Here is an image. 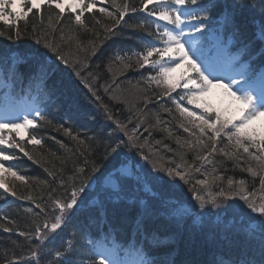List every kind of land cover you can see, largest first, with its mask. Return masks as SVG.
<instances>
[{
	"label": "snow or ice",
	"instance_id": "obj_1",
	"mask_svg": "<svg viewBox=\"0 0 264 264\" xmlns=\"http://www.w3.org/2000/svg\"><path fill=\"white\" fill-rule=\"evenodd\" d=\"M111 2L120 11V19H123L128 10V5L121 6L117 0H111ZM26 4L29 5L27 9H25ZM141 4L142 8L139 9L141 11L148 10V5H154L149 15L155 17L157 21L166 23L163 25L156 23L155 38L148 41L143 51L134 52L133 55L137 57L139 67L143 68L149 65L157 69L156 74L149 75L147 79L154 81L157 86L165 88L161 93L162 96H171V93L177 88L187 89L184 95L180 96L179 99H174L173 103L183 121L179 127L188 133L192 139L182 142L178 138L177 144L182 148L186 146L188 150L194 151L196 153L195 159L202 162L199 167H196L195 164L183 162V157H181V163L176 164L175 167H165L163 170L168 177L173 179L178 177L185 184L190 185L193 197L201 209H205L207 205L218 209V212L212 213L217 223H224V217L231 214V219L227 221L226 227L234 230L236 234H243L245 240L254 245L251 252H258V258L251 252H245L236 259L222 257L214 264H264V198L257 202L255 188L249 191L244 179L234 181L229 178L226 186H220L216 182L217 180L223 181L224 177L215 176L205 171L202 173L204 179L195 180V182L192 180L193 171L200 174L205 163H213L209 157L214 156L217 152L226 159L235 160L237 163L244 158L242 154H247L248 167L243 170L250 173L252 177L260 175L262 177L260 189L264 190V120L260 119L264 118V70L259 72L258 77L250 72V65L232 68L228 73H225L202 55L196 46L195 39L189 32H185V28L190 31L201 32L205 27L204 20L209 6L201 4L199 0H141ZM42 5H47L49 8L55 6L60 14H63L65 6L70 8L73 13L76 12L77 8H80V14L75 16V23L80 26H84V21L81 19L83 12L90 11L95 7V3L86 4L85 0H0V22L15 29L11 35L0 30V36L7 35L8 40H18L23 33L20 31L17 22L21 19L26 21L28 14L33 9L39 11ZM245 10L253 13L258 11L261 22L258 26L257 38L264 41V0H235L231 4L225 3L221 15L225 21H231L237 12ZM99 11L105 13L107 9L101 8ZM131 11L136 12L138 9L132 8ZM196 13H204V15H197ZM107 14L113 15L112 12H107ZM40 19L43 20V17L41 16ZM49 21H51V17H49ZM186 21H197L198 24L186 23ZM33 31H35V26H33ZM33 39L37 44L42 43L45 48L55 52L58 59L65 65L69 63L65 56L60 53L59 45L54 46L41 35H35ZM158 44L161 46H157ZM186 44L188 45L187 48L185 47ZM117 58L130 60L132 57L118 56ZM176 58L179 59V63L176 62ZM9 59L11 60L10 73L14 72L17 63L21 62L16 52L0 55V61H3V65H0V71H3V66L7 65ZM197 60L200 61L199 64ZM185 63L187 69L175 75L178 69L184 67ZM201 64L204 65L203 68H201ZM125 67H131V65L126 64ZM189 70L195 74V79L188 74ZM47 71L45 64L41 63L39 65L40 74L44 76ZM76 74L80 75L78 71ZM237 76L240 79H236ZM225 80L229 82L226 84L224 83ZM212 88L224 90V94L228 98L226 105L223 96L219 100L210 96ZM93 94L95 95V92ZM96 99L99 100L100 97L96 96ZM185 100L188 105H194L202 111H194L191 107H185L183 103ZM10 102L7 99L5 101L6 104ZM164 111L171 113L172 109L165 108ZM29 116H32V119H29ZM108 118L112 119L110 113ZM4 119L7 117H0V146H6V148L0 147V188H4L16 196V192L12 191L5 182V174L9 173L16 177L17 173L10 168H5L3 162L13 159L12 156L6 154L7 149L17 148L25 155L28 153L25 152L21 144L12 139L11 133L15 130L19 136L21 128L36 127V120L43 121L44 117L41 115L40 109L36 108L22 117V123L2 122ZM136 119L137 124L130 132L127 125L118 120L115 121L116 129L113 131L124 132L127 136V143H130L132 147L143 149L148 144V139L145 138L142 144H137L139 140L137 133L139 125L144 123V119L138 117ZM155 119L159 124V115ZM258 120H260L259 124H257ZM131 122L132 118H129V123ZM47 123L51 122L47 121ZM5 129L9 130L8 137L3 135ZM64 131L66 134L72 135L71 128H66ZM222 136L226 138L227 143L218 148L217 145ZM72 138L81 145L86 144V141L81 140L78 135H73ZM31 143L35 146L40 145L41 141L33 135ZM125 144L124 140H118L114 145H109L104 158L106 159L111 152H115L117 148ZM250 149H255V151ZM140 154L144 160H149V156L145 155L143 151ZM85 163L87 164L88 161L86 160ZM253 163H255V167H253ZM84 171V168L79 169L81 173ZM98 171L99 168L93 163L91 173ZM123 171V168H118L114 172L108 173L109 183L116 192L121 189V176L118 173ZM215 171L216 168L213 166L212 172ZM17 178L24 180L22 176ZM85 180H91V174L86 176ZM214 186L216 187L215 191H213ZM84 188L85 181L81 180L79 188L73 186L68 202L55 201L60 214L53 215L50 223L44 221L36 224L32 233L20 232L19 235L24 237L25 241L35 238L36 246L28 247L30 255L27 258L18 255L15 260H8L7 264H125L124 261L117 259L115 248L108 246L107 235L93 238L86 233L83 236L84 243L80 247L77 246L76 241L72 240L62 241L59 246H55L59 236L57 230L62 229V226L65 225V213L77 204L78 193L83 192ZM144 191L151 193V186L145 183ZM21 199L31 200L32 197H21ZM239 201H243V205H240ZM36 207L40 208V205H36ZM243 208L259 214L260 219L256 223H252L251 219L243 213ZM27 211L31 212L32 209ZM41 211L44 210L41 209ZM209 211L211 210L209 209ZM34 215L39 216L40 213H34ZM200 219L201 217L197 216L196 222H199ZM5 230L13 231L11 228ZM135 231H147L146 214L137 217ZM153 239H156L155 236ZM49 244L53 247L48 248ZM41 245H44L43 249H41ZM81 248L86 250L82 251ZM137 264H157V262L141 250V258Z\"/></svg>",
	"mask_w": 264,
	"mask_h": 264
},
{
	"label": "trees",
	"instance_id": "obj_2",
	"mask_svg": "<svg viewBox=\"0 0 264 264\" xmlns=\"http://www.w3.org/2000/svg\"><path fill=\"white\" fill-rule=\"evenodd\" d=\"M117 3L121 6L128 5V10L123 19H120V11L113 6L111 0H105L103 5L98 3L96 4L97 7L91 11L83 12L81 19L84 21V26L75 23V14L70 12L60 14L54 6L52 8L44 6L42 11H32L26 21L21 19L17 22L20 31L23 33L18 40H8L7 35L13 34L15 29L0 22V30L7 34L0 36V55L16 52L18 55L29 54L27 56H30V53H34L40 59L54 60L60 64L56 66L53 77L47 83L52 88L57 100L58 96L65 99V101H60L62 105L55 108V111L60 112L59 115L66 114L71 123L66 118L65 122L57 124L58 122L50 117L49 120L46 118L40 125V129L45 130L44 137L34 131L23 136H17L16 132L12 135V139L21 144L28 155L17 148L7 149V155L12 156L13 159L4 161V163L14 168L19 177H24V180L8 179L7 183L17 195L21 197L31 196V200L40 205L44 211L42 212L41 209L39 211L33 210L31 207L32 211L29 212L15 207L9 215L0 214V225H2L0 227V264H7L8 260H15L18 255L26 257L30 254L28 247H35L36 239L25 241L19 233H32L35 225L41 221L43 216L53 211L52 206L56 200H67L73 186L78 188L81 180L88 181L85 180V177L91 174L93 163L99 168L98 172L93 173L96 175L105 172L120 161L118 157L121 156V146L115 152H111L106 159L104 158L108 146L114 145L120 139L113 135L109 129L110 120L108 116L110 113L115 119L125 118L129 115L132 104L130 105L131 102L129 104L123 103L116 96L118 101L112 99L109 96L111 92L108 95L104 91V85L110 82L111 71L118 62L117 57L128 56L131 48L139 44L141 37L154 39L156 23L158 22L155 23L149 15V12L154 8L153 5H148V10L141 11L139 10L142 8L141 0H117ZM208 5L211 11L218 9V6L210 1H208ZM101 8L107 9V12H112L113 15L109 16L107 12H100L99 9ZM132 8H136L138 11L132 12ZM246 13L260 19L258 11L253 13L246 10ZM41 16L43 20L40 19ZM49 17H51V21H49ZM33 26H35V31H33ZM35 35H41L42 38L48 39L54 46L59 45L60 53L65 56L69 63L65 65L58 59L55 52L45 48L42 43L37 44L33 39ZM62 65L69 66L71 71ZM77 71L83 74V81L77 79ZM124 73H128V70H125ZM128 80L137 81V77L130 76ZM125 85L128 84L123 86ZM96 96H99L100 99L97 100ZM148 96H150L149 90L144 93V98ZM94 97L98 102L93 99ZM123 100L130 101L131 99ZM137 105L138 111H140L142 106L139 102ZM159 113L163 115L162 111ZM155 116L153 113L152 120H150L153 129L152 139L156 143L159 141L157 144L160 150L164 151L162 144H160L161 140L164 141V139L167 140L174 136L176 138L179 136L184 141L189 140L171 117L166 116L167 120H162L157 124ZM130 117L137 118L138 116L132 115ZM47 121L51 123H47ZM75 124H79V126L76 127ZM80 125L81 128L85 125V128L83 127L81 130ZM70 126L72 127V135H68L64 131ZM169 127L172 130L168 129ZM40 129L37 127V130L42 132ZM33 135L40 141L44 138L45 142L41 141L40 145L34 146L31 143ZM73 135H78L81 140L86 141V144H79L77 140L72 138ZM222 144L223 142L220 140L217 147H222ZM171 145L170 150L173 151V156L178 160L183 157L187 161L202 163L195 159L196 153L185 151L177 142L171 143ZM243 157L237 163L235 160L226 159L217 152L209 158L212 160V164L205 163L198 175V180L204 179L202 173L207 171L216 176L224 177L223 181L216 182L220 186H226L229 178L234 181L244 179L249 191L255 188V194H263L264 191L259 187L262 177L260 175L252 177L250 173L243 170L248 167L247 159L245 156ZM171 158L170 155L167 158L164 157L168 161ZM86 160L88 161L87 164L85 163ZM213 166L216 168L214 173L212 172ZM253 167H255V163ZM80 168H84L85 171L79 172ZM207 168L209 170H206ZM4 198V193L0 191V201ZM110 206L111 209L106 215L107 223L119 228L127 227L120 235L129 232L126 223L133 227L137 217L142 214V209L139 206L119 202ZM86 212H93V210L89 209ZM34 213H40V215L36 216ZM144 213L149 214L147 210ZM114 214L118 215L120 222L124 223L113 222L111 216ZM151 214H154L153 218L146 215L147 228L159 229L162 237L170 235V237L175 236L176 238L175 245L160 243L158 246V252L162 255L166 252L174 254V264H214L220 259L221 254L219 256L218 251L215 250L217 246L215 243L220 242L218 239L211 238L202 241L199 232H196V237L191 234L194 231L192 225L190 227L185 226L179 231L175 225V231L180 233L177 235V232L173 233L172 224L157 217V212ZM84 218L88 220L90 215L85 213ZM7 228H11L13 231L8 232L5 230ZM133 229L135 231V226Z\"/></svg>",
	"mask_w": 264,
	"mask_h": 264
},
{
	"label": "rangeland",
	"instance_id": "obj_3",
	"mask_svg": "<svg viewBox=\"0 0 264 264\" xmlns=\"http://www.w3.org/2000/svg\"><path fill=\"white\" fill-rule=\"evenodd\" d=\"M65 8H68V7L65 6ZM68 9H70V8H68ZM122 70H123V66H122V65H118V66H116V67L113 69V74H114V76H115L116 78H118V77L123 73ZM184 70H185V66H184L182 69H178V71H177V73H176L175 75H178L180 72H182V71H184ZM162 87H163V86H162ZM163 89H165V88L163 87ZM114 92H115V93H119L120 96H123L124 98H130V99H131V98H138V97H139V93H140V92H143V90L140 89V88H137V87H135V86H132V85H125V86H121V85H119L118 87H115ZM216 99H217V98H216ZM218 99H220V98H218ZM227 102H228V101L225 102V105L227 104ZM163 120H167V119H166V118H163ZM173 120H174V119H173ZM262 120H264V118H263ZM160 121H162V120H160ZM174 122H175V120H174ZM259 123H260V120L257 121V124H259ZM140 140H141V138L137 141V144H142V142H141ZM171 143H173V144L175 143V142L173 141L172 137L169 138V139H167V140L164 139V141L162 142V148L164 149V155H165V156H166V155H172V154H173V151L170 150V148L172 147ZM165 145H167V147H165ZM165 150H166V151H165ZM148 151H149L150 154H153V153L150 152V148H149V146H148ZM189 154H191V153H189ZM154 158H155V160H154L155 162L160 163V162L158 161V157H157L156 154L154 155ZM160 158H161V157H160ZM159 171H161V169H159ZM215 176H216V175H215ZM167 177H168V176H167ZM170 179H173V178L170 177ZM192 179L195 180V178H192ZM106 181L109 183V180H108V179H107ZM106 181L104 180V181H103V184H106ZM122 181H124V179H123ZM125 181H126V180H125ZM217 181H219V180H217ZM174 186H175V185H174ZM171 188H172V187H171ZM215 188H216V187H215ZM175 190H176V191H179V192H182V194H185V192H184L183 190L179 189V187H176ZM188 191L192 192V191H191V188H189ZM79 198H83V194H79ZM189 209H190V208H179V209H177V208L175 207V214L179 215V213H180V214H184V215H186V214H188ZM243 209H246V208H243Z\"/></svg>",
	"mask_w": 264,
	"mask_h": 264
},
{
	"label": "bare ground",
	"instance_id": "obj_4",
	"mask_svg": "<svg viewBox=\"0 0 264 264\" xmlns=\"http://www.w3.org/2000/svg\"><path fill=\"white\" fill-rule=\"evenodd\" d=\"M36 69H33V71H35ZM132 109V108H131ZM130 110V108L128 109V111ZM148 114L149 115H153V111L149 108L148 109ZM132 115H134V114H132ZM137 120H135V122H136ZM150 144V152L151 153H155L156 152V142H150L149 143ZM176 159V158H175ZM92 175H91V178H93V177H95V174H93V173H91ZM111 219H112V221L113 222H119L120 220H119V217H118V215H116V214H114V215H112L111 216ZM84 220H87V218H84Z\"/></svg>",
	"mask_w": 264,
	"mask_h": 264
}]
</instances>
